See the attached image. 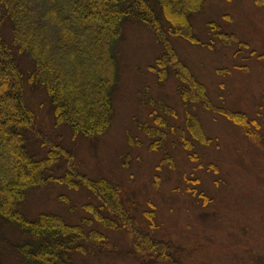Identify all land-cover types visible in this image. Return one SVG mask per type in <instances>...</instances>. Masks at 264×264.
Instances as JSON below:
<instances>
[{
    "label": "rangeland",
    "instance_id": "obj_1",
    "mask_svg": "<svg viewBox=\"0 0 264 264\" xmlns=\"http://www.w3.org/2000/svg\"><path fill=\"white\" fill-rule=\"evenodd\" d=\"M212 21L236 38L227 43L215 37ZM190 22L199 43L170 37L177 67L188 68L205 84L216 105L255 118L259 137L247 135L227 115L200 104L191 108L198 114L199 128L189 131L178 93L181 80L173 70L159 80L153 70L165 46L154 30L130 19L123 20L114 45L118 75L110 125L104 133L74 137L66 124L55 128L53 103L42 85L25 82V100L44 131L68 143L82 171L121 185L140 227L177 245L181 264H264V7L255 0H205ZM17 57L27 72L31 58L26 53ZM150 99L163 101L175 114L165 113ZM144 123L164 131L161 145L154 141L157 135L143 130ZM198 129L210 140L203 142ZM95 201L86 187L75 190L50 182L31 188L19 209L30 220L51 212L78 223L88 215L83 205ZM94 226L108 234V245L77 253L76 263L147 264L132 252L131 235L125 230ZM0 239V264H28L14 249L26 239L24 230L9 220L0 221Z\"/></svg>",
    "mask_w": 264,
    "mask_h": 264
},
{
    "label": "trees",
    "instance_id": "obj_2",
    "mask_svg": "<svg viewBox=\"0 0 264 264\" xmlns=\"http://www.w3.org/2000/svg\"><path fill=\"white\" fill-rule=\"evenodd\" d=\"M204 1L0 0V221L9 220L25 231L26 239L14 249L28 264H78L77 253L105 249L108 234L95 223L106 229L125 230L131 235L132 252L147 264L151 260L181 264L177 245L157 239L140 227L124 201L120 184L105 177H90L80 169L68 143L44 131L35 110L25 100V82L45 88L53 103L55 128L66 124L74 137L101 135L109 127L113 112L112 89L118 75L114 45L121 36L124 19L139 21L154 30L165 46L153 66L159 80L171 70L181 80L178 93L186 108L189 131L199 128L198 114L191 108L200 104L227 115L247 135L259 137L260 124L255 118L216 105L205 84L188 68L177 67L170 37L199 43L190 19ZM255 3L264 7V0ZM209 25L223 42L231 43L236 38L214 21ZM22 53L33 62L25 68L27 76L17 57ZM149 101L165 113L175 114L163 101ZM159 119L167 126L163 118ZM141 127L148 135H157L155 143L162 144L163 130L158 132L145 123ZM198 132L203 142L210 140L203 130ZM192 146L186 143L185 147ZM50 182L75 190L86 187L96 199L83 205L89 216L78 223L51 212L28 219L19 203L31 188ZM199 195L208 200L203 192Z\"/></svg>",
    "mask_w": 264,
    "mask_h": 264
}]
</instances>
